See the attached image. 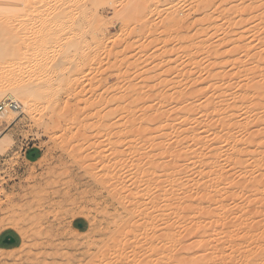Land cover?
<instances>
[{
    "label": "rangeland",
    "instance_id": "1",
    "mask_svg": "<svg viewBox=\"0 0 264 264\" xmlns=\"http://www.w3.org/2000/svg\"><path fill=\"white\" fill-rule=\"evenodd\" d=\"M81 1L46 52L49 21L12 20L38 58L0 83L34 90L0 123V264H235L264 238V94L236 96L264 77V0Z\"/></svg>",
    "mask_w": 264,
    "mask_h": 264
},
{
    "label": "bare ground",
    "instance_id": "2",
    "mask_svg": "<svg viewBox=\"0 0 264 264\" xmlns=\"http://www.w3.org/2000/svg\"><path fill=\"white\" fill-rule=\"evenodd\" d=\"M55 1H57V0H0V83H1V80L2 79H4V78H6L7 76H9V75H11L12 74V70H13V68L15 67V65H16V62L20 59V56H21V59H24L25 61H30L31 63H32V59L33 58H31V56L33 55L32 54V52L36 49L37 50V48H39L38 50H42L43 52H46L50 47L52 48L53 46H52V44H51V41L49 42L48 40H47V31L49 30V33H50V29H51V31H52V26L53 27H55V25H56V27H55V29L57 28V26H59V29H60V27L62 28H64L65 26H69V27H72V29H76L75 27H73V20L72 19H74L73 17H74V13L76 12L75 10H81L82 8H84L85 6H84V4L85 3H83L81 0H65V2H63L64 4H65V7H64V9H67V10H65V13H66V11H68L69 13H67L66 15H54L55 17L54 18H56V19H54L53 17H51L50 18V16L55 12L54 11V9L55 10H57V9H60V7H58L59 6V3H55ZM63 3H61V4H63ZM55 7H57V9L55 8ZM86 8V7H85ZM64 9H63V11H64ZM61 10V9H60ZM54 11V12H53ZM82 11V10H81ZM81 11L79 12L78 11V13H81ZM85 12V11H84ZM23 13V14H22ZM25 13V14H24ZM26 13H28V14H26ZM34 15V13H35V17L37 16V18L36 19H38V20H41V21H46V22H48L49 24H47V25H44V26H46V27H44V29H42V31L43 32H40L41 34L43 33V36H44V34H45V32H46V39L44 38V37H41V39H40V42L38 43L37 41H36V43L38 44V46L36 47L35 46V48H31L33 51H31L30 52V50L28 49V48H26L25 46H22L23 45V43L21 42H19V37L18 38H13L11 35H12V33H11V31H12V20L13 21H15L14 20V17L17 15H21V18L23 17V19H24V15H32V14ZM61 14H62V12H60ZM73 13V14H72ZM77 13V14H78ZM37 14V15H36ZM76 14V18L77 17H79L78 15ZM97 16V15H96ZM26 18V17H25ZM32 18V17H31ZM97 19H98V16L96 17ZM79 19V18H78ZM18 20H19V17H18ZM25 20V19H24ZM34 20V19H33ZM53 21V23L51 22L50 23V21ZM96 20V19H95ZM16 21H17V19H16ZM29 22V21H28ZM75 22V21H74ZM33 23V22H32ZM35 23V22H34ZM40 23V22H39ZM44 23V22H43ZM16 24V23H15ZM66 24V25H65ZM78 24V26H79V23H77ZM28 25V24H27ZM38 25V24H37ZM75 25V24H74ZM81 26V25H80ZM79 26V27H80ZM79 27H77V28H79ZM13 28H17V26L15 27V26H13ZM82 28V27H81ZM19 29V28H18ZM27 29V28H26ZM29 29V28H28ZM87 29V28H86ZM89 30H93V29H91V28H88ZM87 29V30H88ZM22 30V29H21ZM37 30V29H36ZM40 30V29H39ZM78 30V29H77ZM76 30V31H77ZM82 30V29H81ZM16 30L14 29V31L13 32H15ZM24 31V29L22 30V32ZM29 31V30H28ZM27 32V31H26ZM29 32H31V31H29ZM33 32V31H32ZM83 32V31H82ZM94 32V31H93ZM48 33V34H49ZM75 33H77V32H75ZM81 33V32H80ZM84 33H86V32H84ZM88 33V32H87ZM92 33V32H91ZM15 34H17V31L15 32ZM19 34V33H18ZM41 34H40V36H41ZM51 34V33H50ZM25 35V34H24ZM39 35V34H38ZM81 35V34H80ZM87 35V34H86ZM94 35H95V33H94ZM20 36V35H19ZM35 36V35H34ZM37 36V35H36ZM79 36V35H78ZM77 36V37H78ZM91 36V35H90ZM21 37V36H20ZM38 37V36H37ZM75 37V36H74ZM77 37H75V38H73V39H70V44L71 45H74L76 48H75V50L77 51L78 49H77V47H79V45L81 46V43L79 44L78 42L79 41H81V40H83L82 38H81V40L79 39V41L77 40L78 38ZM93 34H92V36H91V38L93 39ZM24 38V37H23ZM26 38V37H25ZM24 38V39H25ZM40 38V37H39ZM38 38V39H39ZM49 38V37H48ZM79 38H80V36H79ZM83 38H84V34H83ZM87 38V37H86ZM86 38H84V39H86ZM30 39V38H29ZM31 39H34V38H31ZM21 40V39H20ZM28 40V39H27ZM35 40V39H34ZM23 41V40H22ZM33 41V40H32ZM201 41V40H200ZM200 41H198V42H200ZM202 41H204V40H202ZM29 41H27V42H25L24 44H27ZM82 42V41H81ZM91 42V41H90ZM93 42V41H92ZM195 42V41H194ZM198 42H197V45H199L198 44ZM30 43H31V41H30ZM51 44V46H49L50 44ZM85 43V42H84ZM86 43H87V40H86ZM85 43V45H87ZM32 44V43H31ZM36 44V45H37ZM202 44V43H201ZM203 44H205V43H203ZM202 44V45H203ZM196 45V46H197ZM209 46H210V44H208ZM191 46V45H190ZM199 46H201V45H199ZM30 47H32V46H30ZM29 47V48H30ZM201 48H203V47H201ZM204 48H205V46H204ZM54 49V48H53ZM192 50V49H191ZM194 50H195V48H194ZM203 50V49H202ZM207 50V49H206ZM190 51V50H189ZM193 51V50H192ZM205 51V50H204ZM40 52V51H39ZM200 52V51H199ZM32 55H31V54ZM190 53V52H189ZM198 53V52H197ZM202 53V52H201ZM81 53H79L78 52V55H80ZM192 54V53H191ZM238 54H240V53H238ZM237 54V52L235 53V55H238ZM98 55V54H97ZM192 55H194V51H193V54ZM34 56V55H33ZM38 56V55H37ZM36 56V57H37ZM81 56V55H80ZM35 56H34V59L36 58ZM38 58V57H37ZM236 58V57H235ZM238 58V57H237ZM236 58V59H237ZM259 58V57H258ZM33 59V60H34ZM256 60H258V59H256ZM24 61V62H25ZM36 61V63H34L33 65H34V68L35 69H37V70H35V71H38L39 70V67H40V60H35ZM34 61V62H35ZM222 65V64H221ZM59 66V65H58ZM58 66H57V68H58ZM216 66H217V64H216ZM223 67V66H222ZM59 69V68H58ZM57 72H59V71H57ZM250 73H252V72H250ZM255 73H257V72H255ZM62 74V73H61ZM61 74H58L57 76H58V79H59V77H60V75ZM251 75V74H250ZM259 75H261V74H259ZM263 76V75H262ZM248 77H249V75H248ZM253 77V76H252ZM257 77V76H256ZM260 77V76H259ZM249 79V78H248ZM252 79V78H251ZM263 80V81H262ZM262 80H260L259 79V81H261V82H257V81H255L254 82V80H253V84L251 85L249 82H247V84L249 85H251V87L250 88H252L253 90H250V88H248L247 89V87H249L248 85H247V87H241L240 85V87H239V89H240V91L238 90V94L240 93V95H239V97H238V95H236L237 96V102H238V104H240V105H244L246 102H247V105H248V103L250 102V101H248L249 99H248V97L250 96V94H251V91H254V95H257V94H259V96H262L263 94H264V77H262ZM251 83H252V81H251ZM238 85V84H237ZM243 85H245V84H243ZM178 86V85H177ZM176 86V87H177ZM220 86V85H219ZM218 86V87H219ZM246 86V85H245ZM173 87V86H172ZM175 87V86H174ZM171 88V89H174V91H176L177 89H176V87L175 88ZM161 88H165V87H161ZM178 88V87H177ZM187 88V87H186ZM190 89H191V87H189ZM193 88V87H192ZM157 89H158V87H157ZM167 89V88H166ZM170 89V90H171ZM176 89V90H175ZM183 89V87L181 88V90ZM185 89V88H184ZM188 89V88H187ZM163 90V89H162ZM159 91V90H158ZM166 91V90H165ZM178 91V90H177ZM183 91V90H182ZM188 91H190L189 89H188ZM225 91H226V89H225ZM225 91H222V95H221V99L220 100H222V102H223V105H224V103L226 104V102H227V97H228V93H226L225 94ZM160 92V91H159ZM158 92V93H159ZM205 92H207V90L205 91ZM32 93H34V90L32 89V88H30V87H26V88H22V87H16V86H3V85H1L0 84V100L2 99L1 97L3 96H8V98H10L11 100H13L15 103H16V107L15 108H11V109H8V108H6L5 109V111H3V113H1V115H0V123H2V121H3V119L6 117V120L7 121H3L4 123H2L3 125H5V127L7 126L6 124H8V122H10V121H13L14 119H16V117H17V111H16V109L17 108H19L18 106L20 105V107L22 108V110L23 109H26L27 108V105H29L30 104V95L32 94ZM172 93H173V91H172ZM176 93V92H175ZM183 93H185V92H183ZM188 93V92H187ZM204 93V92H203ZM162 94V93H161ZM186 94V93H185ZM185 94L184 95H181L182 97L184 96L185 97ZM201 94V93H200ZM237 94V93H236ZM252 94V95H253ZM262 94V95H261ZM191 95V94H190ZM232 95V94H231ZM235 95V94H234ZM234 95H232V96H234ZM164 96V95H163ZM169 96V95H168ZM174 96H176V94L175 95H173L172 97H174ZM189 96V95H188ZM187 96V97H188ZM198 97H199V95H197ZM204 96V95H203ZM264 96V95H263ZM262 96V97H263ZM205 97V96H204ZM191 98H192V96H191ZM195 98H196V96H195ZM209 98V97H208ZM207 98V99H208ZM220 98V97H219ZM182 99V98H181ZM184 99H186V98H184ZM188 99H189V97H188ZM187 99V103H188V100ZM202 99V98H201ZM251 99V98H250ZM166 100V99H165ZM164 100V101H165ZM170 100V99H169ZM175 100V99H174ZM192 100V99H191ZM190 100V101H191ZM196 100L197 99H195V102H196ZM210 100H211V98H210ZM178 101H181V100H178ZM189 101V102H190ZM193 101V100H192ZM207 102H208V100H206ZM212 101V100H211ZM211 101H209L210 103H211ZM214 101V100H213ZM262 101V100H261ZM184 102V101H183ZM182 102V103H183ZM206 102V103H207ZM222 102H220V104H219V102H218V104L219 105H221L222 104ZM251 102L253 103V100H251ZM250 102V103H251ZM256 102H258V100L256 101ZM3 103H6L4 100H3ZM171 103V102H170ZM178 103V102H177ZM180 103V102H179ZM204 103V102H203ZM205 103V106H204V104L203 105H201V106H199L200 108H204L207 112H210L209 111V109H210V107L212 106H210V105H208L207 106V104ZM228 103V102H227ZM249 103V104H250ZM175 104H176V100H175ZM212 104H213V102H212ZM229 104V103H228ZM228 104H226V105H228ZM257 105H260V103H256ZM255 103L253 104V107H254V105H256ZM262 104V103H261ZM191 105V104H190ZM196 105V104H195ZM214 105V104H213ZM246 105V104H245ZM256 105V106H257ZM192 106V105H191ZM255 106V107H256ZM215 107V106H214ZM222 107V106H221ZM223 107H225V106H223ZM245 107V106H244ZM248 107H249V105H248ZM252 107V106H251ZM158 108V107H157ZM187 108V109H186ZM184 107V109H186V110H183V112H181L180 111V113H181V115L179 116V118H181L182 119V117H184L185 115V118L183 119L184 121L185 120H187V116H188V114H191L190 112H192V110L194 109H192L191 107ZM199 108V109H200ZM228 108H230L229 106H228ZM242 108V107H241ZM257 108H258V106H257ZM153 109H155V107L153 108ZM181 109V108H180ZM244 109V108H243ZM242 109V110H243ZM179 110V109H178ZM231 110V109H230ZM248 110H249V108H248ZM251 110V109H250ZM199 111V110H198ZM216 111V110H215ZM218 111H219V109H218ZM223 111H225L224 109H223ZM232 111V110H231ZM156 112V111H155ZM193 112H194V110H193ZM192 112V113H193ZM248 112H250V111H248ZM178 113V112H177ZM195 113V112H194ZM201 113H202V111H201ZM204 113H205V111H204ZM213 113V112H212ZM211 113V114H212ZM220 113V112H219ZM227 113V112H226ZM206 114V113H205ZM214 114H215V112H214ZM214 114H212V115H214ZM216 114H218V113H216ZM222 114V113H221ZM231 115H233V113H230ZM175 115H178V114H175ZM231 115H229L228 117H226V118H230V120H232V119H234V117L232 118L231 117ZM234 115H236V114H234ZM153 116V115H152ZM218 116V115H217ZM175 117V116H174ZM187 117V118H186ZM190 117H192V115H190ZM251 117V116H250ZM149 118V117H148ZM152 118V117H151ZM150 118V119H151ZM212 118V117H211ZM175 119H177V117L175 118ZM190 119V118H189ZM188 119V120H189ZM192 119V118H191ZM194 119V118H193ZM5 120V119H4ZM196 120V119H195ZM225 120H227V119H225ZM230 120H228L229 121V123L228 122H226L225 124H226V126H225V129H224V133H226V135H228V134H230L231 133V131H233L234 129H235V127L237 128V126H235L234 127V125H235V123L236 122H234V124H231L230 122ZM223 121V120H222ZM238 121H240V120H238ZM244 121V120H243ZM249 121V120H248ZM7 122V123H6ZM188 122V121H187ZM241 122V121H240ZM149 123V122H148ZM241 125H243L242 123H240ZM240 124H239V126H240ZM245 125H246V123H245ZM5 127L4 128H2V129H0V152L4 149V147L6 146V144H7V142H8V135L6 134L7 132H5L4 133V131H5ZM243 127V126H242ZM246 127V126H245ZM224 128V127H223ZM234 128V129H233ZM243 129H244V127H243ZM213 131V130H212ZM221 131H222V128H221ZM240 131V130H239ZM239 131L237 132V134H239ZM220 132V131H219ZM235 133V132H234ZM232 134V133H231ZM235 135V134H234ZM229 136V135H228ZM230 137H232V136H230ZM229 137V138H230ZM226 138V137H225ZM234 138V137H233ZM236 138V137H235ZM239 153H242V151H240ZM244 153H242V155H243ZM233 155V154H232ZM237 155H239L238 153H237ZM239 156H241V155H239ZM216 157V156H215ZM233 158H235V157H233ZM214 160H212V162H210V164L211 163H216L217 162V160H215V158H213ZM241 159V158H240ZM239 160V159H238ZM235 161V160H234ZM217 164V163H216ZM214 165V164H213ZM176 168V167H175ZM215 168H217V166L215 167ZM220 168V167H219ZM173 169V168H172ZM218 169V168H217ZM175 170V169H174ZM178 170V169H177ZM219 170V169H218ZM176 171V170H175ZM258 182V181H257ZM260 182V181H259ZM259 182H258V184H259ZM254 184V183H253ZM255 184H256V182H255ZM258 186H260V185H258ZM255 187H256V185H255ZM252 188H253V185H252ZM255 189V188H254ZM5 226V225H4ZM3 226V227H4ZM17 226V225H16ZM133 225H131V227H132ZM10 227V226H9ZM14 229H15V226H14ZM264 229V228H263ZM261 231V230H260ZM263 231V230H262ZM254 232V231H253ZM264 232V231H263ZM171 233H172V231H171ZM168 234V233H167ZM254 234V233H253ZM264 234V233H263ZM166 235V234H165ZM169 235H171V234H169ZM173 235H174V233H173ZM261 235V234H260ZM264 236V235H263ZM166 237V236H165ZM171 237H172V235H171ZM171 237H169V238H171ZM248 237V238H247ZM246 238V240L249 242V240H251L252 239V234H251V236H247ZM257 236H255V237H253V238H256ZM261 237V236H260ZM167 238V237H166ZM258 238V240L256 241V240H254L256 243H257V248H255V250H251V249H249V248H245L246 250H244L243 252H241L242 253V256H241V258H239L240 260L238 261V260H236V258H235V264H264V238L263 239H260L259 237H257ZM172 239V238H171ZM168 240V239H167ZM173 240V239H172ZM245 240V241H246ZM246 241V242H247ZM252 242V241H251ZM250 244V243H249ZM250 246H252V245H249V247ZM254 247V246H253ZM1 249H3V248H1L0 247V250ZM238 257V256H237Z\"/></svg>",
    "mask_w": 264,
    "mask_h": 264
},
{
    "label": "built area",
    "instance_id": "3",
    "mask_svg": "<svg viewBox=\"0 0 264 264\" xmlns=\"http://www.w3.org/2000/svg\"><path fill=\"white\" fill-rule=\"evenodd\" d=\"M5 102L6 103L0 102V115L6 108L11 109L16 107V103L11 99L6 100Z\"/></svg>",
    "mask_w": 264,
    "mask_h": 264
},
{
    "label": "water",
    "instance_id": "4",
    "mask_svg": "<svg viewBox=\"0 0 264 264\" xmlns=\"http://www.w3.org/2000/svg\"><path fill=\"white\" fill-rule=\"evenodd\" d=\"M2 241L5 244H13L15 242V238L12 235L7 234L4 236Z\"/></svg>",
    "mask_w": 264,
    "mask_h": 264
}]
</instances>
